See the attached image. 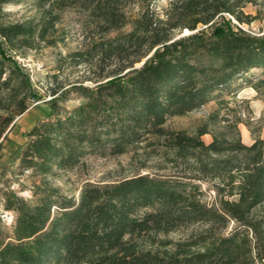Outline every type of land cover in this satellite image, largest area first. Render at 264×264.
Listing matches in <instances>:
<instances>
[{
	"label": "trees",
	"instance_id": "16d2710c",
	"mask_svg": "<svg viewBox=\"0 0 264 264\" xmlns=\"http://www.w3.org/2000/svg\"><path fill=\"white\" fill-rule=\"evenodd\" d=\"M22 2L36 15L6 22L4 7ZM152 2L0 0V148L14 120L39 101L9 54L63 43L58 26L70 10L89 34L85 48L69 54L72 65L99 68L90 80L97 84L69 87L60 97L52 92L47 118L25 134L18 174L39 183L33 201L1 193L0 264H264L260 128L252 131L239 117L226 119L223 132L166 128L170 119L222 104L243 86L264 100V33L240 27L264 17V0H172L162 15ZM248 5L256 15L244 11ZM184 30L190 34L176 39ZM68 94L81 100L69 110L59 105ZM239 123L251 144L241 142ZM140 150L186 170L86 182L76 195L46 183L89 157ZM4 212L12 223H4ZM191 227L198 228L168 239Z\"/></svg>",
	"mask_w": 264,
	"mask_h": 264
},
{
	"label": "rangeland",
	"instance_id": "374dc122",
	"mask_svg": "<svg viewBox=\"0 0 264 264\" xmlns=\"http://www.w3.org/2000/svg\"><path fill=\"white\" fill-rule=\"evenodd\" d=\"M171 1L153 0V9L156 13L162 15L161 13L168 8ZM4 11L9 14L6 22L11 23L23 22L36 15L34 7L27 2L7 5L4 7ZM244 11L247 14L256 15V8L250 5ZM131 12L134 14L136 9H132ZM240 27L251 35L259 36L264 33V17ZM58 29L60 35L64 36V42L57 44L55 47L25 50L20 54L8 53V57H11L28 76L33 92L39 96V101L33 103L26 112L14 120L6 132L5 139L2 141L0 148V199L3 191L10 190L27 201L34 200L32 192L34 185L39 182L30 178L29 174L23 176L18 174V157L26 142L25 134L34 124L47 118L50 113L48 101L53 98L51 96L52 92L56 93L55 97H60L61 91L69 87L77 85L93 86L98 83L90 81L99 74L98 67L89 64L73 66L70 60L69 54L83 50L89 37V34L80 26L77 17L70 10L61 13ZM188 34L190 33L184 30L175 38L187 36ZM145 59L134 67H139ZM252 73H257V71L254 70ZM80 102L81 100L77 95L68 94L59 102V105L69 110ZM234 117L246 121L254 132L260 128L259 136L264 138V100L252 88L246 86H243L234 97L227 98L222 104L211 102L200 110L183 117L170 119L166 123V128L193 135L199 127L206 125L207 128L213 131L223 132L226 127L225 120L233 121ZM237 130L243 144L249 145L252 143L253 137L244 124H237ZM201 140L204 143H209L211 137L204 135ZM162 157L161 153L146 155L142 150L139 153L130 152L118 157H89L75 170L59 173L55 178L47 179L46 183L48 186L57 188L61 193L76 195L80 186L86 182L106 184L134 174L185 172L186 168L179 161L170 163L166 159L163 160ZM202 190L206 194L205 200L210 202L213 194L207 191L206 185H203ZM197 228L191 227L178 233H172L168 235V239L177 241L196 231Z\"/></svg>",
	"mask_w": 264,
	"mask_h": 264
},
{
	"label": "built area",
	"instance_id": "2783aa9c",
	"mask_svg": "<svg viewBox=\"0 0 264 264\" xmlns=\"http://www.w3.org/2000/svg\"><path fill=\"white\" fill-rule=\"evenodd\" d=\"M1 218L4 220V223L10 224L12 223V215L10 213H2Z\"/></svg>",
	"mask_w": 264,
	"mask_h": 264
}]
</instances>
